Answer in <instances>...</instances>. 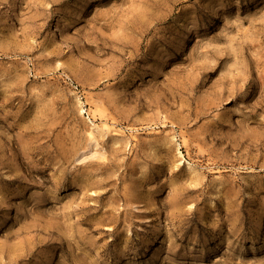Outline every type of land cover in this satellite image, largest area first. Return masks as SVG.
Returning <instances> with one entry per match:
<instances>
[{
    "label": "rangeland",
    "instance_id": "rangeland-1",
    "mask_svg": "<svg viewBox=\"0 0 264 264\" xmlns=\"http://www.w3.org/2000/svg\"><path fill=\"white\" fill-rule=\"evenodd\" d=\"M0 264H264V0H0Z\"/></svg>",
    "mask_w": 264,
    "mask_h": 264
}]
</instances>
